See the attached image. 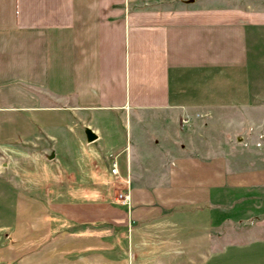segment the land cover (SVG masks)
I'll use <instances>...</instances> for the list:
<instances>
[{
    "label": "crops",
    "instance_id": "obj_1",
    "mask_svg": "<svg viewBox=\"0 0 264 264\" xmlns=\"http://www.w3.org/2000/svg\"><path fill=\"white\" fill-rule=\"evenodd\" d=\"M263 45L264 0H0V117L23 119L58 101L75 116L160 118L178 135L154 142L168 153L156 168L140 152L128 161L129 210L48 201V259L264 264V166L255 168L264 154L242 169L232 154L210 157L187 139L220 113L258 114ZM110 140L120 154L121 140ZM86 175L78 195L115 196L109 179ZM70 181L64 196L77 195Z\"/></svg>",
    "mask_w": 264,
    "mask_h": 264
},
{
    "label": "rangeland",
    "instance_id": "obj_2",
    "mask_svg": "<svg viewBox=\"0 0 264 264\" xmlns=\"http://www.w3.org/2000/svg\"><path fill=\"white\" fill-rule=\"evenodd\" d=\"M260 50L264 52V45L260 46ZM259 71L263 90L260 102L264 104V66ZM256 106L255 109L260 110L251 117H242L237 112L220 113L207 124L194 126L201 136L192 131L187 139L201 145V152L210 157L227 160L232 154L239 163L242 161V169L251 168L256 165L251 161L253 156L261 152L264 154V115L261 113L264 106L260 103ZM55 107L23 119L0 117V264H57L56 258L48 259L49 253L45 254L52 245L46 244L53 239L50 232L45 231L41 217L42 208L47 207L48 201L117 203L110 191L102 197L78 195L80 184L85 182L83 177L95 171L104 181L109 179L108 187L118 192V189H123V184L110 177L113 159L117 162L120 177L126 172L130 158H138V152L143 153L144 159L148 158L152 167L156 168L157 161L165 160L168 153L165 150V153L161 152L162 143L159 146L154 142L164 139L166 134L172 142L178 136L160 118L153 122H136L133 116L125 115L90 119L64 110L63 102L57 101ZM252 126L254 131L247 132ZM88 128L102 130L108 140L105 138L104 142L87 144ZM243 130L246 132L243 133ZM113 136L121 140L120 154L117 148H111L113 140L110 138ZM239 136H243L245 144L250 145L240 146ZM138 139L141 141L138 142ZM138 144H141L140 148H145L140 150ZM263 166L264 161L263 165L255 168ZM82 169H85L84 173ZM69 176L74 179L68 180ZM68 181L72 192L77 191L76 196H64ZM88 184H95V181L88 180Z\"/></svg>",
    "mask_w": 264,
    "mask_h": 264
},
{
    "label": "built area",
    "instance_id": "obj_3",
    "mask_svg": "<svg viewBox=\"0 0 264 264\" xmlns=\"http://www.w3.org/2000/svg\"><path fill=\"white\" fill-rule=\"evenodd\" d=\"M183 123H187L186 120L183 121ZM110 173L111 175L115 178V181L117 183L123 184V189H118V192H115V200L116 202L127 208L128 210L131 207V196H130V182L127 179H123L122 177H120L119 175V171H118V166H117V162L115 159H113V161L110 164ZM122 180L123 183H122Z\"/></svg>",
    "mask_w": 264,
    "mask_h": 264
},
{
    "label": "water",
    "instance_id": "obj_4",
    "mask_svg": "<svg viewBox=\"0 0 264 264\" xmlns=\"http://www.w3.org/2000/svg\"><path fill=\"white\" fill-rule=\"evenodd\" d=\"M96 135L95 134H93L91 131H87L86 132V139H87V143L88 144H91V143H93L95 140H96ZM52 157H50V159H51Z\"/></svg>",
    "mask_w": 264,
    "mask_h": 264
}]
</instances>
